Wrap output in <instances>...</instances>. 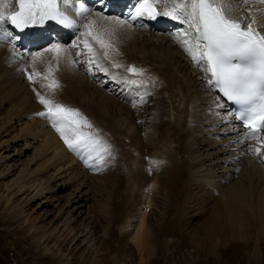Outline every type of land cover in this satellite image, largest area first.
I'll return each instance as SVG.
<instances>
[{"label":"bare ground","instance_id":"1","mask_svg":"<svg viewBox=\"0 0 264 264\" xmlns=\"http://www.w3.org/2000/svg\"><path fill=\"white\" fill-rule=\"evenodd\" d=\"M161 1L168 13L171 4L187 2ZM230 2L243 25L264 35V0ZM109 4L101 8H109ZM86 9L73 40L59 43L54 39L57 35L47 32L44 42H28L27 56L0 24V37H5L0 39V179L17 172L7 189L20 192L38 182L36 192L18 205L10 203L0 188V205H4L0 227L7 230L18 224L21 229L14 235L40 263L53 238L35 229L25 213L37 199L48 195L59 202L55 216H65L68 233L74 232L67 244L83 234L86 243L94 247L86 253L89 264L99 257L97 264L105 263L103 255L113 250L117 251L114 259L119 260L126 244L133 247L142 263V258L147 261L155 253L154 237L166 236L173 225L170 220L175 214L167 206L171 188L187 182L186 214L180 216L179 226H172L181 233L182 245L200 241L195 221L205 210L210 213V227L202 228L201 233L213 234V249L239 243L258 264L259 233L250 234L248 229L256 224L264 228V130L258 138H248L213 94L200 59L201 47L193 48L195 61L186 50L185 42L192 47L195 41L184 15L173 11L172 15H160L152 25L128 26L117 23L122 20L115 12ZM171 20L175 24L169 31L163 23ZM86 25L110 47L102 48L86 35ZM86 42L93 52L85 47ZM57 47L62 50L59 54L49 51ZM133 66L143 70L142 74L129 72ZM52 81L58 86L48 87ZM37 93L78 110L91 123V128L81 124L78 132L91 133L109 146L108 154L101 153L102 163L96 151L86 163L87 152L78 154L68 148L52 121L39 115L46 109ZM29 149H34L32 157L21 161ZM149 184L154 190L146 202L154 204V209L148 217H140L145 203L140 192ZM111 188L113 192L123 189L129 195L124 206L119 197V220L112 226L109 219L113 217L103 205ZM180 196L176 197L182 199ZM169 241H164L166 249ZM81 243L70 248L68 255ZM67 244H57L50 253L52 264L81 260L85 249L68 258L63 255Z\"/></svg>","mask_w":264,"mask_h":264},{"label":"snow or ice","instance_id":"2","mask_svg":"<svg viewBox=\"0 0 264 264\" xmlns=\"http://www.w3.org/2000/svg\"><path fill=\"white\" fill-rule=\"evenodd\" d=\"M11 2L12 0H0V24L10 20L13 25L23 27L29 22H35L38 11L41 21L49 17L55 19L59 15L56 0H15L19 10L6 13ZM138 3L139 7L135 9L136 16L133 19L145 14L151 18L159 15L152 0H138ZM229 3L230 0H187L186 3L176 4L173 11L180 9V14L185 16L190 27H193L197 34L192 47H187L185 42L186 50L195 61L197 56L193 48L198 50L203 46L204 51L200 54V59L206 61V71L211 74L209 82L214 83L229 100L244 106L243 111L236 118L250 130L247 134L248 138L256 139L258 133L264 130V35H260L251 26L242 25L226 14L223 5ZM173 18L176 16L173 15ZM117 23L123 24L124 21ZM85 27L89 28L86 35L92 36L102 48L110 47L92 31L91 25ZM2 38L5 37H0ZM85 47L90 53L94 51L87 42ZM49 51H56L59 54L62 50L57 47ZM104 55L107 57L108 53L105 52ZM237 59L242 63H235L234 60ZM128 71L142 74L143 70H137L133 66ZM35 75L40 74L35 73ZM28 78L32 80L33 74ZM56 86L58 85L55 81L48 85V87ZM37 95L39 102L46 109L39 115L52 121V126L68 148L78 154L81 151L87 152L86 163L92 159L93 151H96V158L102 163L104 155L108 154L109 146L91 133L78 132L81 124L91 128V123L86 118H82L78 110L56 104L39 93ZM69 132L76 136L75 140L69 137L67 134ZM255 152L259 153L260 149L256 148ZM89 167L92 165L89 164Z\"/></svg>","mask_w":264,"mask_h":264},{"label":"rangeland","instance_id":"3","mask_svg":"<svg viewBox=\"0 0 264 264\" xmlns=\"http://www.w3.org/2000/svg\"><path fill=\"white\" fill-rule=\"evenodd\" d=\"M7 139V138H6ZM34 153V149L25 150L24 156L21 158V161L28 160L32 157V154ZM10 154V153H9ZM4 154L3 156H5ZM19 165V164H18ZM20 169V166H18ZM3 169V167L0 168V170ZM15 173V172H14ZM124 174H127V171L125 170ZM17 177V172L14 174H11V176L4 177L0 179V188L2 189V192L4 195H8L10 199V203L14 205L21 204L24 200L30 198L37 189H35L36 183H34V187H25V191L21 190L17 191H11L10 189H7L11 185V183L14 181V179ZM178 185L176 188H171V200H169L168 203V210L175 214L173 217H171L170 222L173 225L179 226L180 223V216H185L186 214V208H187V192L188 191V184L187 182L183 184V186ZM179 190L182 193H177V190ZM115 192H113V189L111 188L110 193L107 194L106 203H103L104 206H106V212L108 211L110 216L113 217L110 218V226L112 224H115L118 222V216L117 209L119 207V197L122 200V206H124V201H128L127 196L128 193L122 189L120 192L117 191V189H114ZM153 186L152 184H149L145 188L142 189L140 192V197L142 198L143 203L141 205V212L139 216L145 215L148 217L151 211L154 209V204H150L148 206V203L146 202L150 194L153 193ZM70 191V188L65 190L63 193L66 194ZM174 191V192H173ZM185 191V192H184ZM112 193V194H111ZM179 194H181L182 199H178ZM111 196V197H110ZM148 196V197H147ZM173 196V197H172ZM180 196V197H181ZM184 196V197H183ZM46 198L37 199L31 206H29L28 209H26V213L29 219V222L34 226L35 229L43 230L46 232V235L52 237V241L47 244V252L45 255L42 256V260L40 263L36 262L32 255L29 254L30 252L25 251L24 247L26 245L20 244L21 242H18V236H15L17 232L20 231L21 227L18 224H15L11 226L9 229L5 230L4 228L0 227V264H52L51 263V252L54 251L59 244H67L68 241L72 239L71 234L68 233L67 222L65 220V216H63L61 219H58L55 216V212L58 209V204L55 199L49 198V196H45ZM148 198V199H147ZM174 199V202H173ZM187 199V200H185ZM177 202H176V201ZM172 201V202H171ZM179 201H181L179 203ZM2 203V202H1ZM172 203V204H171ZM174 203V204H173ZM186 203V204H184ZM173 205V206H172ZM0 210L3 208V204L0 205ZM57 207V208H56ZM174 207V208H173ZM173 209V210H172ZM175 210V211H174ZM184 210V211H182ZM181 211L184 215L181 214ZM3 211H0V214ZM204 212V213H203ZM202 212V215L198 216L195 223V231H197L198 235L201 236L200 241H197L196 243H185L182 245L181 243V233H179L178 228L173 227L171 225L169 227L168 234L166 236H160L156 235L154 237L156 248L155 253L153 256L145 261L144 258H142V263H139V257L133 247H131L130 244L125 245V249L123 250L121 256L119 257V260L114 259L117 251H109L106 252L103 257L106 258V262L102 264H254L251 259L246 255L247 249H244L243 246L239 243H231L228 248H215L214 246V240L211 238V235H203L202 228H209L210 225L208 224L209 214L208 212H205V210ZM65 220V221H64ZM113 220V221H112ZM117 220V221H116ZM66 222V223H65ZM112 222V223H111ZM115 228V227H114ZM81 230V229H80ZM248 233L254 234L259 233L257 239V245H258V264H264V228H259L258 224L255 226L249 227ZM262 235V236H260ZM66 237V238H65ZM77 238H79L77 240ZM73 242L70 244H67V251L63 252V255L65 257L68 255L69 250L71 248L74 249L80 242H82L78 248L72 251L71 255H74L75 257L78 256L80 253V250L85 249V253L83 256L87 255L86 259L89 257L87 251L93 250L94 247H91L90 243H86L87 239L83 237V234L78 235ZM170 240V245L166 249L164 245L165 239ZM77 241V242H76ZM12 243V244H11ZM56 243V244H55ZM76 243V244H74ZM8 244H11L12 247H10ZM58 244V245H57ZM90 245V246H89ZM182 245V246H181ZM91 247V248H90ZM80 249V250H79ZM214 251L215 253H213ZM71 255H68V258L71 257ZM77 255V256H76ZM82 256V257H83ZM81 257V260H82ZM101 257L97 258V261L100 260ZM219 260H218V259ZM85 259V260H86ZM81 260H78L77 262H74V264H80ZM88 260V261H87ZM86 261H83L84 264H89L91 261L90 259H87ZM218 260V261H217ZM93 262V264H97L98 262ZM145 261V262H144Z\"/></svg>","mask_w":264,"mask_h":264}]
</instances>
